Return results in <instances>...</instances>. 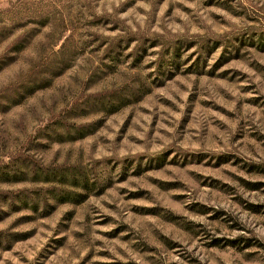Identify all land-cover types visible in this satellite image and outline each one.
<instances>
[{"label": "rangeland", "instance_id": "1", "mask_svg": "<svg viewBox=\"0 0 264 264\" xmlns=\"http://www.w3.org/2000/svg\"><path fill=\"white\" fill-rule=\"evenodd\" d=\"M0 264H264V0H0Z\"/></svg>", "mask_w": 264, "mask_h": 264}]
</instances>
